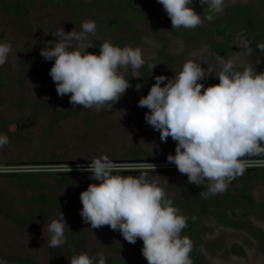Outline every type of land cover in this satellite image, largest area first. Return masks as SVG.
<instances>
[{
  "label": "rangeland",
  "instance_id": "1",
  "mask_svg": "<svg viewBox=\"0 0 264 264\" xmlns=\"http://www.w3.org/2000/svg\"><path fill=\"white\" fill-rule=\"evenodd\" d=\"M0 1L1 8L21 5L16 14L0 11V42L12 46L6 63L0 66V134L9 140L0 147V264H70V259L82 252L96 259L103 255L106 264H147L143 256H130L128 242L119 231L106 226L91 229L83 221L80 193L99 181L82 169L107 155L119 172H151L147 179L157 182L171 200L195 198L185 175L167 160L169 154H175L176 142L171 137L162 142L159 132L145 120L149 110L138 106L148 94L141 84L143 68L147 66L154 78H172L185 61L193 60L208 75L201 81L205 87L218 83L215 74L228 58L234 60L236 70L251 65L258 73L264 72V51L256 57L252 46L264 39L259 41L250 34L246 24L254 20L264 32V0L225 3L215 20L235 6L244 11L227 38L214 35V21L206 19L199 3L194 9L203 23L186 39L168 30L171 20L157 0L131 1L136 7L152 6L162 23L152 24L151 15L145 13L140 19L123 22L110 35L98 31V22L110 14L120 16L122 10L111 0H85L94 7L90 12L79 10L78 17L72 14V0ZM86 20L97 26L89 38L96 54L103 42L110 41L121 48L139 47L145 60L137 72L131 68L123 71L130 87L112 108H73L68 95H57L49 75L54 60L40 55L47 41L58 39L52 33L61 27L79 32ZM39 63L46 71L35 76L31 71ZM253 164L264 168V163ZM252 194L258 202L264 201V185L255 187ZM39 196H48L52 202L39 204L35 202ZM58 211L64 213L70 231L66 229V243L57 249L48 246L47 222L58 219ZM199 231L203 244L192 241V264H264V220L258 215L238 208L211 209Z\"/></svg>",
  "mask_w": 264,
  "mask_h": 264
},
{
  "label": "clouds",
  "instance_id": "2",
  "mask_svg": "<svg viewBox=\"0 0 264 264\" xmlns=\"http://www.w3.org/2000/svg\"><path fill=\"white\" fill-rule=\"evenodd\" d=\"M157 2L173 29H195L203 23L191 6L193 0ZM199 3L208 5L209 21L225 6V0ZM96 27L91 20L84 21L79 32L61 27L52 33L58 39L47 41L40 51L46 60H54L49 75L57 95H68L73 108H112L130 87L123 71L131 68L135 73L145 63L139 47L121 48L105 41L98 54L88 51L94 48L89 38ZM257 47L264 51V43ZM11 51L10 43L0 42V66ZM215 75L219 83L205 87L201 83L208 76L205 69L187 60L172 78L156 76L148 94L138 102L149 110L145 120L159 132L160 140L166 142L171 137L176 142L175 154L167 156L168 162L186 175L189 183L203 185L200 195L205 198L223 193L243 174L245 157L264 154V72L258 73L251 65L236 70L234 60L228 58ZM8 142V137L0 134V147ZM82 170L99 181L89 184L79 197L80 215L91 229L108 226L130 244L142 240L147 264H192V241L181 235L187 217L179 214L157 182L147 179L146 172L139 176L113 174L120 169L107 155L91 160ZM58 212V219L47 222L48 246L57 249L66 243L65 231L69 230L64 213ZM70 264H106V260L103 255L96 259L82 252L73 256Z\"/></svg>",
  "mask_w": 264,
  "mask_h": 264
},
{
  "label": "trees",
  "instance_id": "3",
  "mask_svg": "<svg viewBox=\"0 0 264 264\" xmlns=\"http://www.w3.org/2000/svg\"><path fill=\"white\" fill-rule=\"evenodd\" d=\"M73 11L72 14L76 17L80 16L79 10L83 12H90L94 7V3H88L83 0H72ZM228 0H225V3ZM112 3L119 6L122 10L120 16L115 14H110L108 17H103L99 19L98 31L104 35H110L116 32L121 28L122 23L128 22L132 19H140V17L149 13L151 15L150 22L152 24H160L162 23V19L155 12L152 6L145 5L144 7H136L133 5L131 0H111ZM199 4L198 0H193L192 7L195 8ZM206 14L208 15V5L203 6ZM21 5H7L4 8H1L0 1V11L12 15L18 13ZM243 8L241 6H235L232 8L222 19L215 20L216 14L212 21H214L213 32L217 38H227L234 31L237 20L243 15ZM249 33L253 34L259 38L260 40L264 39L263 28L254 20H247L246 22ZM167 28L173 34L181 38H189L192 33V29H185L183 27L179 29H173L171 22L167 25ZM258 43L253 42L252 46L254 48L255 56H259L260 49L257 47ZM90 52L97 53V49L91 48L88 49ZM46 67L43 63L37 64L34 69L31 71V74L35 76H41L45 73ZM155 83V78L150 72L149 68L146 66L143 68L141 75V84L143 90L148 93L151 86ZM219 83V79H218ZM255 158L262 159L264 154L260 156H253ZM146 172L148 176H151V172ZM142 172H114L113 174L120 175H132L139 176ZM186 184L195 194V198L189 199L186 201L181 200H172L173 206L179 209V214L187 217V226L182 231L183 236H187L191 241L200 245L203 244V239L200 235L199 226L201 221L206 217L208 212L211 209L218 210H230L233 208H238L243 210L245 213H251L258 215L262 220H264V201L258 202L252 192L255 187L260 185H264V168L256 167V168H245L242 175L235 177L230 183L226 191L223 193H218L216 195H208L207 198L200 195L202 191L205 190L203 185H195L188 182V178L185 175ZM35 202L39 204H43L48 206L52 202V198L48 196H39L35 198ZM195 217V219H193ZM110 229L108 226H106ZM142 240L137 239L135 244L128 243L129 254L132 258H137L142 255ZM115 264H120L115 262ZM125 264H134L130 261L125 262Z\"/></svg>",
  "mask_w": 264,
  "mask_h": 264
},
{
  "label": "built area",
  "instance_id": "4",
  "mask_svg": "<svg viewBox=\"0 0 264 264\" xmlns=\"http://www.w3.org/2000/svg\"><path fill=\"white\" fill-rule=\"evenodd\" d=\"M245 161H247V163H249V165H247L245 168L260 167L259 165H256V164H253V163H264V160H262V159H246Z\"/></svg>",
  "mask_w": 264,
  "mask_h": 264
},
{
  "label": "flooded vegetation",
  "instance_id": "5",
  "mask_svg": "<svg viewBox=\"0 0 264 264\" xmlns=\"http://www.w3.org/2000/svg\"><path fill=\"white\" fill-rule=\"evenodd\" d=\"M83 1H85V0H83ZM86 2H88V1H86ZM89 3V2H88ZM133 3V2H132ZM134 5V4H133ZM135 6V5H134ZM138 8H140V7H138Z\"/></svg>",
  "mask_w": 264,
  "mask_h": 264
}]
</instances>
